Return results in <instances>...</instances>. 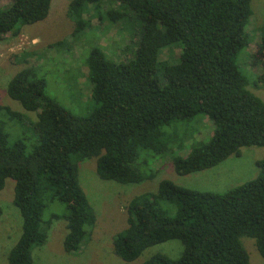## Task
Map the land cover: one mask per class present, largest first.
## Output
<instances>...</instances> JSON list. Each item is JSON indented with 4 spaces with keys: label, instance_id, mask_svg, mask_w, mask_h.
I'll return each instance as SVG.
<instances>
[{
    "label": "trees",
    "instance_id": "1",
    "mask_svg": "<svg viewBox=\"0 0 264 264\" xmlns=\"http://www.w3.org/2000/svg\"><path fill=\"white\" fill-rule=\"evenodd\" d=\"M106 1L123 7L106 15L129 33L134 51L115 61L92 44L86 59L94 103L89 115H74L47 97L44 80L30 67L7 84L8 97L35 115L31 120L0 105V191L7 179L14 181L13 205L22 219L8 264H34L33 253L45 245L54 221L65 222L67 254H77L90 238L96 215L78 180L84 160H95L99 179L128 185L155 177L147 165L151 157H169L175 174L186 176L238 157L242 148H264V102L250 91L256 82L238 67L250 43L251 0H71L72 38L91 29L86 16L94 11L102 17ZM50 4L11 0L0 6V40L44 21ZM169 47L179 49L175 63L160 60ZM253 59L264 66V26ZM199 115L212 122L211 136L172 157L165 129ZM24 118L35 135L30 148L23 140L9 142L3 120L22 125ZM182 148L183 142L174 147ZM256 167L255 179L224 193L162 180L155 192L134 197L127 227L112 240L114 255L131 263L146 249L177 240L180 257L156 254L141 264H250L241 243L248 238L264 259V159ZM54 202L64 211L44 217Z\"/></svg>",
    "mask_w": 264,
    "mask_h": 264
},
{
    "label": "rangeland",
    "instance_id": "2",
    "mask_svg": "<svg viewBox=\"0 0 264 264\" xmlns=\"http://www.w3.org/2000/svg\"><path fill=\"white\" fill-rule=\"evenodd\" d=\"M70 1L51 0L49 14L44 21L23 26L18 35H6L0 40V105L8 106L22 115L28 114L31 120L35 119L34 114L26 113L6 93L11 78L19 70L30 67L38 78L44 80L47 97L74 115L87 116L94 109L86 67L92 44L100 45L115 61L131 56L129 51H134V42L129 33L119 30L120 24L106 15L110 11L121 13L123 7L110 1L104 2L100 8L102 17H97L91 11L89 17L86 16L91 29L72 38L74 25L67 15ZM10 2L0 0V6L6 7ZM250 8L252 16L247 27L250 43L238 60V67L256 82L257 87H250V91L264 102V66L253 59L259 43V29L264 26V0H251ZM57 43L62 44L54 46ZM178 57L179 49L176 47L166 48L160 54V60L165 62L175 63ZM3 120L10 143L23 140L28 148L33 145L35 135L27 118H24L22 125L17 120ZM174 125L165 129L171 139L168 148L172 157L186 155L190 144L207 141L213 130L212 122L202 115ZM182 142L183 148L175 150V145ZM262 159L264 148L245 147L240 150L238 157L230 156L211 169L178 176L169 157L159 156L158 160L151 157L147 165L154 169L155 177L128 185L99 179L95 172V160H84L79 163L78 180L96 215L90 238L83 243L77 254H67L62 247L66 233L65 222L54 221L45 245L33 253L34 264H141L156 254L177 259L182 253V245L177 240L152 246L131 263H125L114 255L112 240L127 227L129 202L138 195L155 192L162 180L199 192L224 193L255 179L259 174L256 162ZM13 188L14 181L7 179L0 191V264H8V254L21 233L22 219L13 205ZM63 211V206L54 202L45 211L44 217L52 212L61 214ZM170 214L173 212L170 211ZM241 243L249 255L250 264H264V259L258 254L251 239L242 238Z\"/></svg>",
    "mask_w": 264,
    "mask_h": 264
}]
</instances>
